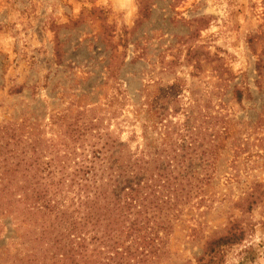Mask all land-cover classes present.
Segmentation results:
<instances>
[{
  "label": "rangeland",
  "instance_id": "obj_1",
  "mask_svg": "<svg viewBox=\"0 0 264 264\" xmlns=\"http://www.w3.org/2000/svg\"><path fill=\"white\" fill-rule=\"evenodd\" d=\"M224 118L232 135L208 188L202 152L211 142L220 147L216 136L206 138ZM1 126L23 134L16 131L22 139L9 150L0 146V189L12 170L7 188L14 193L0 194V264H27L41 239L50 247L56 236L71 240V221L85 214L87 197L103 204L110 170L122 173L118 182L127 170H172L165 161L184 145L201 188L180 202L177 215L163 209L152 240L126 239L148 246L138 264H208L209 238L234 219L246 226L245 236L222 246L214 264H264V197L250 209L245 200L252 188L264 190V0H0ZM20 144L27 157L16 150ZM33 155L35 167L47 161L50 178L65 181L47 188L52 211L42 202L31 206L42 210L32 238L20 193L33 178ZM52 155L60 163L51 165ZM88 174L91 180L83 179ZM46 182L41 176L44 191ZM7 199L20 209L3 210ZM57 215L65 219L61 230ZM76 228L85 251L93 250L94 231Z\"/></svg>",
  "mask_w": 264,
  "mask_h": 264
},
{
  "label": "trees",
  "instance_id": "obj_2",
  "mask_svg": "<svg viewBox=\"0 0 264 264\" xmlns=\"http://www.w3.org/2000/svg\"><path fill=\"white\" fill-rule=\"evenodd\" d=\"M236 97L237 99H240L239 92L236 93ZM208 115L209 114L207 113V116ZM155 117H157V114H154L153 112L149 113L148 118L150 120L154 121ZM204 118H206V116H204ZM156 121L157 120H155V122ZM16 131L23 134V131L17 130L16 126H1L0 146L8 149L9 146H14L12 143L14 144L19 141V139H22V136H19V139L14 138V136L18 137L19 135ZM66 133L73 135L74 130L58 132L61 138H63ZM208 134L209 137L206 139H209V142L212 139L214 140L216 136L218 138V143L220 144V147L213 149L216 144L211 142L212 145L205 146V152H202V154H204L203 160L208 162V164L203 165L206 169L203 174V183L208 185L207 187L209 188L215 185L213 184L215 180L213 178L216 175V170H214V168L218 165L221 150H225L227 144L226 141L229 140L232 135L231 125L228 119L224 118V122L219 124V130H216L213 137L211 136V133ZM10 138L12 140H9ZM36 142L37 140H34L32 145L33 151H37ZM20 145L22 149L16 148V150H20V152L27 157V149L24 148V144ZM188 148L189 146L187 145L182 146L181 152L178 151V148H175V150L173 149L174 155L171 159L169 158L165 161V166L168 168L171 167L172 170H127V175L124 174V182H118L122 179V173L119 170H110L111 172H116L115 175H112L110 172L113 182L106 184L105 186L104 199H102L103 204H98L93 201V199L87 200L89 198L87 197L84 201L86 207L85 214L79 219H77L78 216H76L74 217V221H71V225H73L75 229H77L76 226H80L86 233L94 231L90 235L91 240L95 241L93 250L89 251L92 252V255L85 251L86 245L83 232L76 233L73 232L75 231V229H73L69 232V234L72 235V238L67 243L62 242L64 237H55V246L59 245L61 252L56 249L52 250V247L55 248V246L52 245L50 247L51 241L49 239H41L35 249L26 256V260L28 261L27 264H138L139 260L141 261V259H137L138 254H144V249L148 248V246L138 247L135 246V239L132 243H126V239H128L130 235L134 236V234H138V237L141 235L145 240H152V238L147 236H149L152 231L154 233L155 227L157 226H155V223L157 224V221L158 223H163L160 220V218H163V209L172 208V211L177 215L180 202L186 201L193 191L197 192V190L201 188L199 182L203 179L197 176L195 170H192L191 168L192 153L189 152ZM12 150L16 152L15 147H12ZM36 158V155H33L30 161H28L30 163L33 178L27 182L25 190H22L20 193L26 195L24 205H22L21 208L23 207L22 213L27 214L26 219H29L27 223L31 224L29 230L32 238L37 230L35 225V221L37 220L36 215L41 214L39 212H42V210L32 209L31 206L35 205L36 202H42L43 206L47 205L48 210L52 211L54 208H49L48 205L50 203L49 201H46L48 195L47 188L49 186L52 188L54 183H64L65 181V177L62 176L59 177V180H52L50 178L54 171L51 168H47V161H41L45 163L43 167L38 164L35 167ZM59 161L57 155H52L51 165L54 166V164H57ZM142 165V163H139V166ZM177 165L184 168L188 167V169L174 170ZM11 174H13L12 170H6L7 182L0 189V194L4 193V195L2 194L3 196L11 197L14 194L8 192L7 188L8 183L12 180ZM41 176L48 178V182L44 184L46 191L41 188ZM231 177L227 175L226 179L230 180ZM83 179L91 180V177L88 174L87 176H83ZM112 185H114V187H112ZM247 193L248 195L245 200L246 203H248L247 207L249 209L252 208L251 206L253 204L261 200L262 195L264 197V190H258V188L255 187ZM1 205L0 202V206ZM2 208L5 211H15L20 209L17 205H13L11 199H7L5 206H2ZM134 208L137 209L134 210ZM30 213H32L31 218H29ZM62 215H57L54 219V223L58 222L56 227L59 230H61L65 224V219ZM90 220L97 221L98 228L91 226V228L85 229L84 227ZM228 223L229 227L224 234L209 238V241L206 244V255H209L210 257V260L208 261H212L208 264H214L217 262L215 257L218 255L222 246L238 242L245 236L246 226H242L240 221L234 219L230 220ZM167 224H170V222ZM53 230L54 228L51 226L45 229V232L48 234L47 237ZM44 235L46 236V234ZM73 238H82V240L74 241L72 240ZM154 238L155 237H153V239ZM140 248L141 250L138 251ZM94 250L99 251L94 252ZM101 250L108 252L105 261L99 255V253L102 252ZM140 264H142V262Z\"/></svg>",
  "mask_w": 264,
  "mask_h": 264
}]
</instances>
